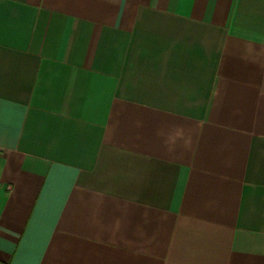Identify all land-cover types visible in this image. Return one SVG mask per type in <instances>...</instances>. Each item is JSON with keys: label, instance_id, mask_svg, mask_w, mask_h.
<instances>
[{"label": "crops", "instance_id": "obj_1", "mask_svg": "<svg viewBox=\"0 0 264 264\" xmlns=\"http://www.w3.org/2000/svg\"><path fill=\"white\" fill-rule=\"evenodd\" d=\"M0 264H264V0H0Z\"/></svg>", "mask_w": 264, "mask_h": 264}]
</instances>
